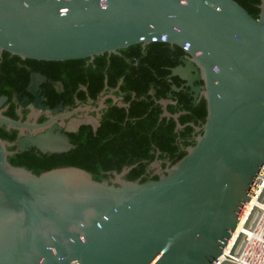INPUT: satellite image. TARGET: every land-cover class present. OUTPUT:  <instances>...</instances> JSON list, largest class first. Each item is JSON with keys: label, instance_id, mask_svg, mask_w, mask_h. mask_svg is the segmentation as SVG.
Wrapping results in <instances>:
<instances>
[{"label": "water", "instance_id": "obj_1", "mask_svg": "<svg viewBox=\"0 0 264 264\" xmlns=\"http://www.w3.org/2000/svg\"><path fill=\"white\" fill-rule=\"evenodd\" d=\"M258 10L254 19L233 0H0V52L62 62L164 42L184 53L170 76L205 106L193 145L162 170L154 161L157 178L144 182L125 180L128 168L96 181L72 166H12L7 157L29 148L75 147L53 118L0 111V126L17 132L0 139V264H231L264 199V0ZM44 83L62 91L38 73L26 91ZM82 124L98 126L89 117L71 131Z\"/></svg>", "mask_w": 264, "mask_h": 264}, {"label": "trees", "instance_id": "obj_2", "mask_svg": "<svg viewBox=\"0 0 264 264\" xmlns=\"http://www.w3.org/2000/svg\"><path fill=\"white\" fill-rule=\"evenodd\" d=\"M233 1L252 18H257L259 0ZM183 55L179 47L164 42L136 44L91 60L62 62L21 60L0 52V95L8 96L12 91L24 94L29 74L37 72L62 84L60 94L46 83L41 85L50 107L59 101L68 105L73 100L92 101L101 91L106 93L113 89L120 102L126 104L117 107L110 104L111 98L106 99L107 107L102 110L95 130L82 124L74 132H65L74 149L60 154H42L29 148L8 156V163L36 175L55 167H77L89 172L96 181L128 168L125 180L144 182L147 165L163 158H167L170 165L179 160L199 133L194 128L204 121L202 98L192 102L185 91L171 89L172 86L179 88V78L169 75ZM162 101L168 103L163 106ZM3 116L16 118L12 105ZM16 136L15 130L0 127V139L13 142ZM14 149L12 146L7 151ZM156 178V175L152 177Z\"/></svg>", "mask_w": 264, "mask_h": 264}, {"label": "flooded vegetation", "instance_id": "obj_3", "mask_svg": "<svg viewBox=\"0 0 264 264\" xmlns=\"http://www.w3.org/2000/svg\"><path fill=\"white\" fill-rule=\"evenodd\" d=\"M183 58H184V55L179 59V62ZM31 73H37V72H31ZM38 74H40V73H38ZM40 75H42V74H40ZM172 77H175V76H172ZM28 81H29V77H28ZM180 81L181 82L179 84V88H177L176 91H178L179 89L185 91L190 96L192 102H195V101L199 100L200 98H202L201 96H198L195 100H193V98H192L193 93L186 86L187 82L182 81V80H180ZM55 82H59V81H55ZM41 85L42 84H39L38 87L36 88V90H34L35 91L34 94H36L37 96H32L26 91L27 86H28V82L24 88L25 93L22 95L15 93V91H12L10 93V95H8V96L0 95V98H5L4 101L1 100V102H0L1 103L0 104L1 114L3 115V112H5L10 105H12L13 106V115L16 117L14 120L18 119L17 113H19L21 116L20 121H24L26 119V117H29L30 122L34 121L37 124L43 123L44 121H47V120H50L51 118H53L55 121L51 125L57 126L59 123H61L60 130H61V132L65 133V132H72L71 126H70L72 121L85 120V119L91 117V118L95 119L97 122H99L102 110H104L107 107V105L105 104L106 99H110V98L115 99V101L110 100L111 105H115L117 107L126 106L125 103L120 102V97L118 96V94L114 93L115 89H113V90H109L106 93L104 91H101L98 94L97 98L92 100V101L91 100H85V101L73 100V103L70 105L63 104L62 101H59L54 106L50 107V105L47 103V98L45 97V94L41 88ZM192 85L194 87L199 86L200 87L199 92L201 91V83L200 82H193ZM62 90H63V87H62ZM53 91L55 92L54 89H53ZM60 93H58V94H60ZM24 100H26V102H23ZM167 103L168 102H166V104ZM0 127L4 128V126H0ZM27 133H28L27 131H24V134H27ZM15 140L13 142H15ZM10 152H12V151H10ZM17 153H19V152H17ZM155 161L159 163V169L160 170L164 169L167 164H170V162L168 161L167 158H163L161 160H155ZM153 162L148 164L146 167V171H145L146 180H153L152 177L154 175H156L155 171L157 169L155 166L152 165ZM162 164H164V165L161 166Z\"/></svg>", "mask_w": 264, "mask_h": 264}, {"label": "built area", "instance_id": "obj_4", "mask_svg": "<svg viewBox=\"0 0 264 264\" xmlns=\"http://www.w3.org/2000/svg\"><path fill=\"white\" fill-rule=\"evenodd\" d=\"M264 177V170L262 175ZM264 199L261 204H263ZM257 214L249 229L245 230L244 238L240 248L231 264H264V242L258 237L264 235V222L260 223V210L257 208ZM259 229V231L257 230Z\"/></svg>", "mask_w": 264, "mask_h": 264}, {"label": "bare ground", "instance_id": "obj_5", "mask_svg": "<svg viewBox=\"0 0 264 264\" xmlns=\"http://www.w3.org/2000/svg\"><path fill=\"white\" fill-rule=\"evenodd\" d=\"M259 210H260V223L259 225H261L262 222H264V202L263 204H259ZM259 231V229H257ZM262 242H264V235H259L258 237Z\"/></svg>", "mask_w": 264, "mask_h": 264}]
</instances>
